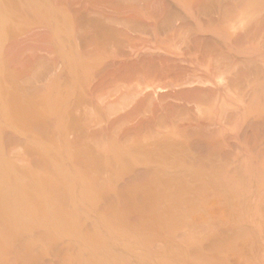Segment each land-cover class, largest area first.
I'll use <instances>...</instances> for the list:
<instances>
[{
  "label": "bare ground",
  "instance_id": "obj_1",
  "mask_svg": "<svg viewBox=\"0 0 264 264\" xmlns=\"http://www.w3.org/2000/svg\"><path fill=\"white\" fill-rule=\"evenodd\" d=\"M0 264H264V0H0Z\"/></svg>",
  "mask_w": 264,
  "mask_h": 264
},
{
  "label": "rangeland",
  "instance_id": "obj_2",
  "mask_svg": "<svg viewBox=\"0 0 264 264\" xmlns=\"http://www.w3.org/2000/svg\"><path fill=\"white\" fill-rule=\"evenodd\" d=\"M171 11H172V10H170L169 13H173V15L171 14L172 19H169L170 14H168V15H166V16H167V17H166L167 19L164 18V20H163V21L161 22V24H160V29L162 28V31H166V30L172 25V23L174 22V21H173V20H175L174 18H176V13L173 12V11L171 12ZM174 13H175V14H174ZM170 18H171V17H170ZM172 21H173V22H172ZM162 23H163V24H162ZM162 25L166 28L165 30H163L164 28L161 27ZM130 30H131V32H133L134 28H130ZM227 64H228V63H227ZM243 64H244V63H243ZM246 64H247V63H245V65H246ZM228 65H229V64H228ZM241 65H242V63H241ZM245 65H242V67H244ZM40 66H41V65H40ZM40 66L38 65V66L35 68V71H37V73H38V71H41V68H42V67H43L42 70L45 71V72H47V70H45V69H47L46 66H44V65H42L41 67H40ZM247 66L250 67L249 64H247ZM44 67H45V69H44ZM43 71H42V72H43ZM45 72H43V74H45ZM34 73L36 74V72H33V74H32V76H34V77L31 76V78L33 79V82L30 80V78H29L28 80H24L25 82L23 81V82L25 83V84L23 83L25 86L28 87V85L30 86V85H32V83H35V81H37V80H35V79H36L35 77H37V79H38L39 76H35ZM39 74H40V72H39ZM39 74H38V75H39ZM46 74H47V73H46ZM34 78H35V79H34ZM34 80H35V81H34ZM26 81H28V82L26 83ZM31 82H32V83H31ZM29 83H30V84H29ZM115 90H116V91H115ZM114 91H115L116 93H115ZM117 91H119V90H117V89H113V90L111 91V92H112L111 94L113 95L111 98H116V97H117V98H118V101L120 102L122 99H119V98H120V97L122 98V97H123L122 95H123L124 93L121 92L122 95H119V94H121V93L119 92V94H118ZM113 93H115V94H113ZM109 94H110V93H109ZM117 94L119 95V97L117 96ZM125 96H126V95H125ZM125 96H124V97H125ZM124 97H123V100L126 99V98H128L127 96H126L125 98H124ZM125 102H127V99H126V101H123V102L121 101L120 103L123 104V103H125ZM107 108H108V106L106 107V109H107ZM110 110H111V109H110V107H109L108 110H107L108 112H110L109 114H111V111H110ZM178 115H180V116H178ZM181 115H182V116H181ZM177 117L181 118L182 121H181V119H179V118H178V120H179V121H178V120H177ZM177 117H176L177 122H183V121H184V117H183V112H182V111H181L180 113L177 114Z\"/></svg>",
  "mask_w": 264,
  "mask_h": 264
}]
</instances>
